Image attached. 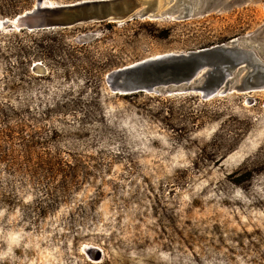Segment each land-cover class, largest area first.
<instances>
[{"label":"rangeland","instance_id":"374dc122","mask_svg":"<svg viewBox=\"0 0 264 264\" xmlns=\"http://www.w3.org/2000/svg\"><path fill=\"white\" fill-rule=\"evenodd\" d=\"M37 1L0 0V264H264V89L107 83L143 59L264 40V0L179 22L2 26Z\"/></svg>","mask_w":264,"mask_h":264},{"label":"water","instance_id":"95a60500","mask_svg":"<svg viewBox=\"0 0 264 264\" xmlns=\"http://www.w3.org/2000/svg\"><path fill=\"white\" fill-rule=\"evenodd\" d=\"M246 0H84L66 5L42 6L40 0L29 11L2 26L17 31H44L83 23H122L131 20L192 17L229 8ZM44 74V68H39ZM111 92L128 95L197 94L201 99L232 92L264 89V40L234 38L226 43L186 53H168L143 59L108 74Z\"/></svg>","mask_w":264,"mask_h":264},{"label":"bare ground","instance_id":"6f19581e","mask_svg":"<svg viewBox=\"0 0 264 264\" xmlns=\"http://www.w3.org/2000/svg\"><path fill=\"white\" fill-rule=\"evenodd\" d=\"M42 6H44V5H42ZM46 7H48L47 5H45ZM38 69V68H37Z\"/></svg>","mask_w":264,"mask_h":264}]
</instances>
